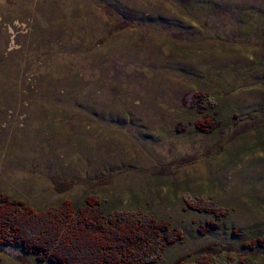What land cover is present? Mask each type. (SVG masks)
<instances>
[{
  "label": "rangeland",
  "instance_id": "obj_1",
  "mask_svg": "<svg viewBox=\"0 0 264 264\" xmlns=\"http://www.w3.org/2000/svg\"><path fill=\"white\" fill-rule=\"evenodd\" d=\"M91 195L178 229L147 264H264V0H0V198Z\"/></svg>",
  "mask_w": 264,
  "mask_h": 264
},
{
  "label": "trees",
  "instance_id": "obj_2",
  "mask_svg": "<svg viewBox=\"0 0 264 264\" xmlns=\"http://www.w3.org/2000/svg\"><path fill=\"white\" fill-rule=\"evenodd\" d=\"M210 125L213 122L207 119L199 126L203 129ZM194 202H188L187 206L194 210H198L196 206L207 208L203 203ZM212 211L209 208L208 212ZM28 226L39 228L40 237L34 236ZM178 234V229L169 228L167 221L150 213L112 211L105 214L101 201L92 195L82 204L65 199L42 209H35L20 199L0 198V244L15 243L31 252L38 261L53 264H147L155 261L154 255ZM258 238L248 241L256 243ZM194 264H210V261L202 256L194 259Z\"/></svg>",
  "mask_w": 264,
  "mask_h": 264
},
{
  "label": "bare ground",
  "instance_id": "obj_3",
  "mask_svg": "<svg viewBox=\"0 0 264 264\" xmlns=\"http://www.w3.org/2000/svg\"><path fill=\"white\" fill-rule=\"evenodd\" d=\"M91 198V197H90ZM13 202V201H12ZM93 203V202H92ZM5 204V203H4ZM25 206V205H24ZM164 219V218H163ZM51 221V220H50ZM53 222V221H52ZM173 227V226H172ZM176 227V226H175ZM174 228V227H173ZM50 230V229H49ZM151 230V229H150ZM151 232V231H150ZM157 232V231H156ZM117 234V233H116ZM110 239V238H109ZM111 241V240H110ZM181 241V240H180ZM109 243V242H108ZM113 243V242H112ZM111 245V244H110ZM101 248V247H100ZM106 251V250H105ZM125 251V250H124ZM114 252V251H113ZM106 255V254H105ZM105 257V256H104ZM104 261V260H103ZM101 262V261H100ZM92 263V262H91ZM98 263V261H97Z\"/></svg>",
  "mask_w": 264,
  "mask_h": 264
}]
</instances>
